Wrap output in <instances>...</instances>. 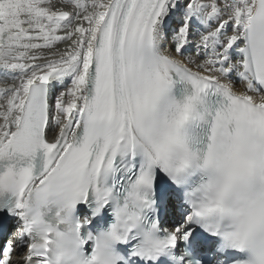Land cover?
<instances>
[{
  "label": "snow or ice",
  "instance_id": "obj_1",
  "mask_svg": "<svg viewBox=\"0 0 264 264\" xmlns=\"http://www.w3.org/2000/svg\"><path fill=\"white\" fill-rule=\"evenodd\" d=\"M0 264H264V0H0Z\"/></svg>",
  "mask_w": 264,
  "mask_h": 264
}]
</instances>
